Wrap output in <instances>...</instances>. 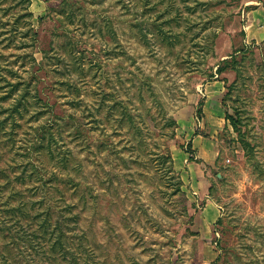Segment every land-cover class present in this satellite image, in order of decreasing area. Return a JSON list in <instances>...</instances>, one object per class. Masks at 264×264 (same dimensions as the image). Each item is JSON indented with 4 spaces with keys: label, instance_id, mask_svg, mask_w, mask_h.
<instances>
[{
    "label": "rangeland",
    "instance_id": "1",
    "mask_svg": "<svg viewBox=\"0 0 264 264\" xmlns=\"http://www.w3.org/2000/svg\"><path fill=\"white\" fill-rule=\"evenodd\" d=\"M30 2L0 0V264H264V0Z\"/></svg>",
    "mask_w": 264,
    "mask_h": 264
},
{
    "label": "trees",
    "instance_id": "2",
    "mask_svg": "<svg viewBox=\"0 0 264 264\" xmlns=\"http://www.w3.org/2000/svg\"><path fill=\"white\" fill-rule=\"evenodd\" d=\"M19 1H20L21 4H24V9L28 10V8L30 7V4H31L30 0H19ZM28 14L31 15V13H28ZM229 63H230V64H229ZM232 63H234L232 57L230 58V61L225 60V62H224V64H225V65H228V66L231 65ZM244 144H245V143H244ZM162 158H164V157L162 156ZM165 158H166V157H165Z\"/></svg>",
    "mask_w": 264,
    "mask_h": 264
},
{
    "label": "crops",
    "instance_id": "3",
    "mask_svg": "<svg viewBox=\"0 0 264 264\" xmlns=\"http://www.w3.org/2000/svg\"><path fill=\"white\" fill-rule=\"evenodd\" d=\"M260 34H261V33H258V32L255 33V32H254V34H253L254 37H252V39H254V38L256 37V35H260ZM261 40H264V35L261 37Z\"/></svg>",
    "mask_w": 264,
    "mask_h": 264
}]
</instances>
